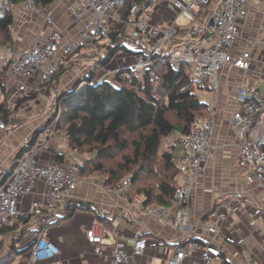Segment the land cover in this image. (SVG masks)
I'll use <instances>...</instances> for the list:
<instances>
[{
    "label": "built area",
    "instance_id": "built-area-1",
    "mask_svg": "<svg viewBox=\"0 0 264 264\" xmlns=\"http://www.w3.org/2000/svg\"><path fill=\"white\" fill-rule=\"evenodd\" d=\"M156 1L146 6L141 0H75L70 10L74 20L82 22L78 34L70 35L56 28L44 38L32 37L31 44L22 51L10 45L0 51V85L4 76L17 82L3 88L5 91L0 86V103L5 110L14 115L24 102L37 97L51 109L47 122L24 137L15 163L0 166V258L10 254L11 248L6 241L8 233L10 235L26 225L30 229H24L27 232L20 237L21 232L17 237L20 242L23 237L25 239L18 250H26L22 253L26 256V264L61 263V247L49 237V233L51 225L63 218L66 203L79 188L81 162L76 160L64 167L56 158L42 162L39 154L57 133L61 132L65 137L59 128L63 99L53 95L54 77L61 67L67 66L72 58L88 47L94 51L95 73L89 80H80L79 89L112 78L121 68L142 71L154 67L164 55H168L174 70L190 67L191 80L196 87H203L206 82L214 94L212 102L202 96L209 105L208 118H198L187 134L173 131L170 135L181 146L177 180L186 206L145 207L140 196L130 199L144 215L162 220L185 234L188 240L168 244L145 234L128 238L96 219L86 232L88 242L84 248L92 256V264H152L158 258L162 264H235L221 248L212 249L195 238L189 205L206 163L216 157V146L211 139L216 128L215 107L221 72L228 66L245 71L254 69L264 79V50L258 49V45L264 42L263 38L249 40L248 48L241 55L233 52L244 23L251 15L253 0H165L171 14L163 15L155 22L151 19L150 10ZM54 5L39 9L34 0H22L20 8L40 14L46 24L55 25ZM0 6L4 7L0 13L5 12L7 2ZM143 13H147L145 19L141 18ZM124 25L130 26L128 36L134 42L131 52L119 51L109 63L98 66V57L105 50L101 42L111 31ZM118 60L121 64L116 66ZM256 62L260 63L258 69L253 65ZM236 103L232 121L237 129L240 149L238 167L244 172L245 181L264 195V89L246 84L236 94ZM7 129L5 120L0 117V134ZM131 180V176L125 177L117 191L126 195ZM37 181L46 183L45 198L34 199L25 212L21 208V200L32 193ZM251 189H239L215 199L205 217L208 232L214 236L229 233L234 247L240 252L247 245L246 237L237 231L241 225L264 245V231L255 226L259 219L264 220V209L253 197ZM40 217L43 218L41 226ZM33 224L38 225L36 230ZM262 252L251 248L250 264H264V250Z\"/></svg>",
    "mask_w": 264,
    "mask_h": 264
},
{
    "label": "trees",
    "instance_id": "trees-1",
    "mask_svg": "<svg viewBox=\"0 0 264 264\" xmlns=\"http://www.w3.org/2000/svg\"><path fill=\"white\" fill-rule=\"evenodd\" d=\"M21 1L10 0L8 11L0 16V35L3 36L4 46H14L16 14L12 5ZM34 1L39 9H44L57 0ZM141 1L148 6L153 0ZM129 28V25H124L104 38L105 50L98 57V66L109 63L119 51L131 52L128 45ZM168 58V55H164L154 67L142 71L121 68L112 78L93 86L86 85L79 89L77 83L61 96L63 102L59 128L65 133L69 147L82 157L81 175L99 174L105 178L104 186L109 189H117L125 177L131 176L126 195L131 200L140 196L145 207L186 206L177 180L181 146L176 142H168L169 136L173 131L181 135L189 133L198 118L206 119L210 115L209 105L202 100L199 92L200 89L210 91L206 82L205 86L197 88L191 80L190 67L176 71ZM70 69L69 63L57 71L55 88ZM94 73L93 69L81 80L91 79ZM0 117L5 120L8 129L26 121L13 116L1 103ZM166 143L168 148H164ZM161 151L160 164L153 168L151 164ZM113 154L120 156L115 162L107 164ZM57 157L64 160L61 153ZM77 210L95 213L98 222L115 230L112 219L95 204L73 199L66 203L63 218L55 223L72 217ZM25 220L27 222V218ZM25 232L27 230L22 231L20 237ZM19 239L13 238L10 254L0 258V264L10 263L18 254L26 251L16 248ZM197 240L202 242L201 239Z\"/></svg>",
    "mask_w": 264,
    "mask_h": 264
},
{
    "label": "crops",
    "instance_id": "crops-1",
    "mask_svg": "<svg viewBox=\"0 0 264 264\" xmlns=\"http://www.w3.org/2000/svg\"><path fill=\"white\" fill-rule=\"evenodd\" d=\"M74 1L57 0L55 2V25L46 24L40 14L20 8L22 15L17 19L16 23L19 24V27L14 32L13 47L15 50L22 51L29 46V44L27 45L29 39L36 36L44 38L56 28H61L70 35L78 34L82 28V22L74 20L72 16L70 5ZM252 4L251 15L245 21L242 35L233 47V52L236 55L245 52L249 46V40L264 39V9L256 6L259 4L254 1ZM15 11L18 12V10ZM150 14L151 19L158 22L163 15H169L171 12L165 0H157L150 10ZM258 49L264 50V42L258 45ZM89 50L91 52H88ZM93 52L92 48L87 47L69 61L71 69L62 78L59 85L54 87L53 95L61 97L65 92L74 88L84 76L91 73L92 63L87 59L93 57ZM254 64L258 69L260 63ZM16 84L17 82L8 79L7 76H4L3 83H1L3 88ZM246 84L254 85L260 90L264 89V79L257 70L245 71L228 66L220 74V90L215 107L216 128L211 139V142L216 146V157L206 163L203 175L194 187L189 205L195 238L206 242L212 249L219 250L221 248L222 252L235 264L249 263H246L242 252L234 247L229 233L223 232L219 236H214L208 232L205 217L210 212L215 199L239 189L249 190L253 187L245 181L244 172L238 167L240 149L237 129L232 121V115L237 109L236 94ZM211 95L212 97L208 98L210 102L214 98L212 92ZM50 112L49 105L45 101H41L39 97L35 100H28L18 107L13 116L24 118L26 121L4 132L0 141V166H11L15 163L21 151L24 137L42 127L47 122ZM59 153L64 155V160L57 157ZM39 157L42 162H50L56 158L64 167L76 160L82 162V157L69 147L61 132L57 133L50 144L40 152ZM45 190L46 183L42 181L34 183L32 193L22 198L21 208L27 212L34 199L45 198ZM251 193L264 209V195L253 188ZM71 199L95 204L101 212L112 219L115 230H118L124 237L135 238V236L147 234L155 239L159 238L164 242H169L168 244L188 240L185 234L168 226L162 220L144 215L141 210L133 206L130 198L120 194L117 189L106 188L98 177L81 178L79 188ZM42 219V217L39 218L40 226ZM95 222L96 217L93 212L77 210L72 217L51 225L49 237L59 243L61 247L62 253L59 256L61 262L69 260L71 264H77L74 259L80 258L79 264H88L86 260L93 263L92 256L86 253L84 248L88 242L86 232ZM255 226L264 231V220L259 219ZM37 227V224H33L35 230ZM237 231L238 234L246 237L249 249L256 248L260 253H263L264 245L259 243L258 238L255 239L254 236L249 235L243 225ZM10 235L8 233L7 242H11Z\"/></svg>",
    "mask_w": 264,
    "mask_h": 264
},
{
    "label": "rangeland",
    "instance_id": "rangeland-1",
    "mask_svg": "<svg viewBox=\"0 0 264 264\" xmlns=\"http://www.w3.org/2000/svg\"><path fill=\"white\" fill-rule=\"evenodd\" d=\"M253 1H254L255 3H258V4H259V5L256 4V6H258V7L264 9V0H253ZM3 2H4V3L7 2V8H9V7L11 6V4H10V0H0V4H2ZM165 2H166V1H165ZM20 6H21V2H20L19 4L12 5L13 10H18L17 13H16V11H15V14H16V21H15V23H14L15 25H14V28H13V29H14V32H15V29L17 30V28L19 27V24L16 23V22H17V19L22 15L21 12H20ZM7 8L5 9V10H6L5 12L8 11ZM5 12L0 13V16H2ZM146 17H147V13H143V14L141 15V18H142V19H143V18L145 19ZM180 21H181V22H184V20H183L182 18H180ZM2 38H3V36L0 35V51L5 47L4 44H2V43H3V39H2ZM31 42H32V40L29 39L27 45H28V44H31ZM104 43H105V41H102V42H101L102 45H103ZM128 45H129V47L132 48V46H134V42L130 39V40L128 41ZM12 46H13V45H12ZM88 52H91V51L89 50ZM102 52H104V50H102ZM100 55H101V54H100ZM100 55H99V56H100ZM97 56H98V55H97ZM87 60H88L89 62L92 63V70H93L94 65H95V63H96V61L94 60V52H93V57H92V58L88 57ZM82 61L84 62V60H82ZM82 61H81V62H82ZM119 64H121V61H120V60H118V63H117L116 66H118ZM199 92H200L201 96H204V97H207V98H211V97H212V95H211V91H208V90H206V91H204V90H199ZM206 94H207V95H206ZM3 134H4V133H2V135H1V134H0V135L3 137ZM168 142L174 143V142H176V141L172 140V139L170 138V136H169V141H168ZM177 143H178V142H176L175 144H177ZM164 148H168V143L164 144ZM161 150H162V149H161ZM127 152H129V151H127ZM161 154H162V151H161L160 154L157 156V158H155L154 161L152 162L151 166H152L153 168L159 166V164H160V160H161ZM119 156H120V154H113L112 158L108 160L107 164H111V163L115 162V160H116ZM89 177H98L99 179H101V181H103V185H104V180H105V178H104L103 176H101V175H99V174H95V175H93V176H84V178H89ZM81 178H83L82 175H81ZM135 208H137V207H135ZM137 209H139V208H137ZM205 222H206V220H205ZM26 228H29V229H30L29 226H28V227L24 226V227H21V228L17 229L13 234L10 235V241H11V242H8V244H9V248L12 247L13 238H17V237H19V236H20V233H21L24 229H26ZM24 241H25L24 237H23V239L21 240V242H20V241H17L16 244H15V245H16V248H17V249H21V248H22L21 246L25 243ZM249 250H250V249H249V245H245V246H244V251H242V255L244 256L246 263H249V264H250V262H251V256H250ZM79 261H80V258H79V259H74V262L77 263V264H79ZM51 262H52V261H49V262H47V264H52ZM86 263L91 264V261H90V260H86ZM12 264H26V256H25V254H22V253L18 254V255L15 257V259L13 260ZM38 264H42V263L40 262V263H38ZM55 264H71V262L68 260V261H63V262H61V263H55ZM152 264H162V260H161V258L156 259Z\"/></svg>",
    "mask_w": 264,
    "mask_h": 264
},
{
    "label": "bare ground",
    "instance_id": "bare-ground-1",
    "mask_svg": "<svg viewBox=\"0 0 264 264\" xmlns=\"http://www.w3.org/2000/svg\"><path fill=\"white\" fill-rule=\"evenodd\" d=\"M3 8H4V7H1V6H0V10L3 9Z\"/></svg>",
    "mask_w": 264,
    "mask_h": 264
}]
</instances>
